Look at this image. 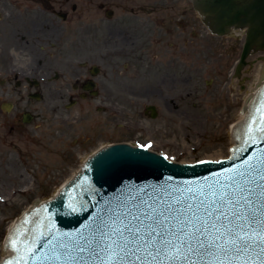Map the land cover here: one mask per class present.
Returning <instances> with one entry per match:
<instances>
[{
	"label": "flooded vegetation",
	"instance_id": "obj_1",
	"mask_svg": "<svg viewBox=\"0 0 264 264\" xmlns=\"http://www.w3.org/2000/svg\"><path fill=\"white\" fill-rule=\"evenodd\" d=\"M17 1L19 10L34 17L13 36L21 49L37 44L32 47L43 54L33 65L17 62L13 51L0 61V127L7 125L11 143L15 135L22 141L20 126L40 117L38 102L58 112L61 125L73 126L93 110L110 114L122 106L119 100L146 101L145 115L164 110L169 123L187 128L192 65L203 60L222 65L229 50L239 51V29L226 35L209 31L193 0ZM225 38L235 42L224 46ZM218 47L222 64L221 57H213ZM239 58L238 52L229 74L234 80ZM213 82L206 80L204 91Z\"/></svg>",
	"mask_w": 264,
	"mask_h": 264
},
{
	"label": "rangeland",
	"instance_id": "obj_2",
	"mask_svg": "<svg viewBox=\"0 0 264 264\" xmlns=\"http://www.w3.org/2000/svg\"><path fill=\"white\" fill-rule=\"evenodd\" d=\"M75 1L82 4L86 0ZM13 2L0 0V61L13 51L17 62L33 65L43 53L32 47L37 44L21 49L13 32L24 30V23L34 14L19 10L20 5ZM73 29L69 31L70 37ZM244 38V32L239 30V51L229 50L224 64L223 56L218 55L222 48L218 47L213 57H221L222 65H214L218 60L197 61L192 65L187 128L169 123L170 116L164 110L159 116H147L143 110L146 101L130 100H119L118 105L122 106L115 105L110 114L93 110L89 119L88 116L80 118L78 125L73 126L61 125L58 112H51L43 102H38L35 105L40 117L20 126L23 142L15 135L11 143L7 125L0 127L3 136L0 145V261L5 257L7 249L3 242L11 224L36 200L40 202L55 194L91 154L105 145L115 142L143 145L175 163L197 164L228 157L229 147L233 145L231 126L242 118L256 83L264 80L261 74L264 50L251 52L238 80L229 75L238 52L241 53ZM234 42L233 38H225L224 46ZM64 53L72 58L71 51ZM210 78L214 82L204 91L205 81ZM225 84H229V89Z\"/></svg>",
	"mask_w": 264,
	"mask_h": 264
},
{
	"label": "snow or ice",
	"instance_id": "obj_3",
	"mask_svg": "<svg viewBox=\"0 0 264 264\" xmlns=\"http://www.w3.org/2000/svg\"><path fill=\"white\" fill-rule=\"evenodd\" d=\"M52 240L57 264H264V156L210 183L138 189L90 235Z\"/></svg>",
	"mask_w": 264,
	"mask_h": 264
},
{
	"label": "water",
	"instance_id": "obj_4",
	"mask_svg": "<svg viewBox=\"0 0 264 264\" xmlns=\"http://www.w3.org/2000/svg\"><path fill=\"white\" fill-rule=\"evenodd\" d=\"M192 3L213 33L224 35L235 28L245 30L234 73L239 76L249 54L264 50V0H193ZM259 84V92L251 97L250 106H244L245 119L235 123L230 133L236 144L231 147L229 158L185 165L171 163L160 155L125 143L102 147L85 161L84 170H78V176L68 181L58 196L42 205L36 200V207L19 218L8 236L14 255L6 257L1 264H16L21 258L27 264H57L50 259L52 246L57 242L49 243L51 237L62 238L65 233L90 235L94 221L106 218L136 190L165 184L175 187L210 183L243 166L250 157L264 156V133L257 131L264 127V83ZM29 249H34V254Z\"/></svg>",
	"mask_w": 264,
	"mask_h": 264
},
{
	"label": "bare ground",
	"instance_id": "obj_5",
	"mask_svg": "<svg viewBox=\"0 0 264 264\" xmlns=\"http://www.w3.org/2000/svg\"><path fill=\"white\" fill-rule=\"evenodd\" d=\"M243 30V29H242ZM241 30V31H242ZM261 74L262 75H264V65H262V67H261ZM262 78V77H261ZM259 83H264V80H259V82L258 83H256L257 84V87L255 88V90H254V92L252 93V96L251 97H253L254 96V94L255 93H257V92H259V89H260V84ZM251 99V98H250ZM249 99V102L247 103V104H245V105H247V106H250L249 104H251V100ZM246 113H247V111H243V113H242V118L241 119H239L236 123H238V122H240V121H243L244 119H245V115H246ZM232 128H231V132H233L234 131V127H235V124H233L232 126H231ZM232 138H233V144L235 143V141H234V137L232 136ZM129 146H131V148H133V144H128ZM106 146V145H105ZM104 147V146H103ZM99 151V150H98ZM217 160V159H216ZM88 161V160H87ZM84 164H85V162H84ZM83 163H82V165H80L81 167H80V169L79 170H84V165ZM75 173H77V171H75L74 172V174ZM73 174V175H74ZM72 175V176H73ZM71 177V176H70ZM72 178V177H71ZM70 179V178H69ZM67 181H65L63 184H62V187H63V185L66 183ZM60 190V189H59ZM57 191L55 194H53L50 198H48V199H46V200H43V201H40L39 202V204L40 205H42V203L43 202H48V201H51L54 197H56V196H58V194H59V192H61V190L60 191ZM36 207V203H34L32 206H31V208L30 209H34ZM18 220H19V218H17L16 219V221H15V223L13 222L12 224H11V226H10V231L12 230V227L13 226H16V224L18 223ZM5 243V247H6V251L4 252L5 253V257H11L12 256V252H13V250L11 249V245H10V241H9V237L7 238V240H6V242H4Z\"/></svg>",
	"mask_w": 264,
	"mask_h": 264
}]
</instances>
